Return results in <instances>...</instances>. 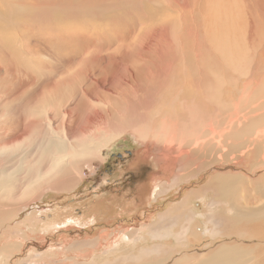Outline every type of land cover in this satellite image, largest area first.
<instances>
[{"label": "rangeland", "instance_id": "1", "mask_svg": "<svg viewBox=\"0 0 264 264\" xmlns=\"http://www.w3.org/2000/svg\"><path fill=\"white\" fill-rule=\"evenodd\" d=\"M192 1L0 0V264H132L124 259L129 255L143 257L147 251L152 253L159 247L164 253H156L163 259L158 258L154 262L153 259L149 261L142 258V261L150 264H174L186 256L189 260L184 264H195L225 243L237 244L235 246L245 249L244 254L250 260L243 264H264V235L257 239V236L248 235L247 231L238 232V229L246 225H255L252 218L251 221L246 219L237 223L230 220V224H225L227 226L223 228L224 233L217 235L215 232L212 235L220 227L213 226L208 213L216 209L215 191L208 186L210 179H213L210 175L223 172L235 175L236 171L247 174L264 169V137L258 136L257 143L254 139V134L264 131V0H233L236 5L239 3L241 9L236 8L238 5L235 7L232 0H227L230 2L228 5L225 0L226 4L222 0H215L216 4L214 1L204 0L207 2L205 5L202 0V3L198 0L195 4ZM210 2L213 4L210 5ZM202 4L204 9L199 8ZM191 7H195L194 10ZM243 11L247 12L246 15ZM223 15L226 19L230 18L229 22L233 19L234 23L231 22L240 26L237 28L238 25L229 24L228 20L225 22ZM235 18L241 20L235 21ZM236 28L238 30L234 32ZM153 33L158 34L152 38ZM224 33L228 35L223 36ZM219 38L224 40L219 42ZM157 44L161 45L162 52ZM137 48L139 49L136 50ZM173 51H176V54L172 53L175 56L170 53ZM153 53L160 57L152 56ZM87 54H94V60L88 61ZM109 55L123 57L124 61L116 58L114 61ZM150 57L153 58L152 61ZM170 57L174 58L170 60ZM221 60L226 62V68ZM119 64L123 65L121 71L116 70L121 67ZM85 65L87 69H84ZM94 65L96 72L92 69ZM125 66L129 68L125 69ZM140 67L144 70L138 69ZM206 69L211 72H206ZM88 70L90 73L86 75ZM149 71L152 72L151 77ZM259 82L262 84L259 85ZM185 84L188 87L184 89ZM221 103L224 105L221 106ZM237 113H240L239 116ZM258 115L262 118H257ZM89 118L95 122L91 123ZM211 119L217 123L226 120L223 123L220 121L218 125ZM241 120L250 126L254 123L252 127L244 129L246 126ZM88 121L92 124L91 129L89 124H85ZM204 122H208L209 127L207 124L203 125ZM167 123H175V127H169L170 124ZM118 124L124 126L125 131L112 127ZM239 124L249 133L239 132ZM161 128H165L167 134L170 130H175L177 141L166 143V147H163L165 145L162 143H155L159 140L156 136L149 139L153 140L151 143L154 145H148L147 136L159 135ZM210 129L213 135L210 134ZM187 133L193 137L182 141ZM167 134L163 136L166 137L165 140L169 136ZM200 136L201 139L195 141ZM227 136L228 142H225ZM132 137H140L143 141ZM240 137L247 139L246 142L240 140ZM102 140L101 145L104 147L98 151L97 143ZM142 145L147 148L151 146L152 150L159 153L163 148L164 151L167 148L169 151L174 150L172 153L168 152V172L166 167H162L167 175L170 172L168 176L158 172L151 159L141 161L142 175H139L147 177L146 192L144 199L140 195L141 199L137 201L141 204L134 209L129 202L138 186L129 193H123L125 196L118 201L120 204L115 200V186L108 188L107 180L110 179L111 183L117 179L115 169H121L126 162L118 161L121 158L127 159L130 153L141 152ZM77 146L89 149L91 154L75 159L70 165H64L59 176L65 179L62 184L56 185L57 189L54 183H50L52 187L49 189L41 188L21 197L25 189L23 173L26 168L35 167L44 176L53 165L54 158H62L57 162L58 165L62 164L61 161L68 158L69 152ZM217 149L222 152L219 153ZM202 150L204 156L201 155ZM207 150L210 151L209 154L212 153L209 155ZM94 151L98 153L93 154ZM252 151H255V155L249 158L248 153ZM144 154L150 155L146 151ZM107 156V160L101 163ZM201 156L203 159H199ZM213 159L216 160L215 163ZM162 160L164 158L161 157L159 166L162 163L164 165ZM188 160L192 161L188 163ZM155 161L157 162V158ZM95 172L97 175H94ZM151 173H159L154 182L162 187L161 195L156 200L154 194L147 191L150 189L149 182L152 183L154 179L150 176ZM6 174L15 177L8 180ZM114 183L115 181L111 184ZM158 186H155V190ZM165 186L168 187L167 190ZM148 197L149 201L143 203ZM243 200L245 199L241 201ZM112 203L114 209L112 208L110 218L102 217L103 221L99 222V211L92 209L106 205L111 207ZM259 205L260 203H255L247 207L245 204V207L252 209ZM131 215L135 217L128 219ZM163 215L165 220L159 221L158 217ZM187 218L193 220L191 229L183 242H177L174 235L181 230ZM68 219L79 225L65 226ZM166 225L168 228L170 226L171 231H164L162 235L168 238L159 237V240L152 232ZM256 225L264 226V219H260ZM137 233H141V239L136 237Z\"/></svg>", "mask_w": 264, "mask_h": 264}, {"label": "bare ground", "instance_id": "2", "mask_svg": "<svg viewBox=\"0 0 264 264\" xmlns=\"http://www.w3.org/2000/svg\"><path fill=\"white\" fill-rule=\"evenodd\" d=\"M31 1V0H30ZM148 1V0H147ZM192 1V0H191ZM198 1V0H197ZM197 1H195V2H197ZM201 3H202V1L203 2H205L204 0H199ZM207 1V0H206ZM209 1V0H208ZM207 1V2H208ZM213 3H215L216 4V1L215 0H211ZM226 1V3H227V5H228V3H230V2H227V0H225ZM144 2V1H143ZM192 2H194V1H192ZM195 2L194 3H192V4H195ZM207 2H205L204 3V5L207 3ZM218 3H221V2H219V1H217ZM222 2H223V4L225 3L223 0H222ZM232 2H233V4L235 5V7L239 4H237L236 5V3H234L235 1H233L232 0ZM231 2V3H232ZM238 2V1H237ZM33 3H34V1H33ZM99 3V2H98ZM102 3V2H101ZM200 3V4H201ZM213 3H211L210 2V5H212ZM225 3V4H226ZM133 4V3H132ZM134 4H136V3H134ZM147 4V3H146ZM162 4H164L165 5V3H162ZM191 4V5H192ZM198 5H199V3H197ZM196 4V5H197ZM100 5V4H99ZM131 5V4H130ZM140 5V4H139ZM249 5H250V3H249ZM259 6H260V4H258ZM134 6V5H133ZM194 6V5H193ZM201 6V5H200ZM220 6H222V4L220 5ZM257 6V5H256ZM258 6V7H259ZM187 7H189L188 5H187ZM198 7V6H197ZM204 6H203V4H202V7H199V8H203ZM213 7V6H212ZM242 8L241 6H237L236 8ZM140 8V7H139ZM192 8V7H191ZM193 8H195V7H193ZM192 8V9H193ZM199 8H197V9H199ZM238 8V9H239ZM200 9V10H201ZM204 9V8H203ZM217 9V8H216ZM222 9V8H221ZM142 10V9H141ZM194 10V9H193ZM192 10V11H193ZM226 10H227V8H226ZM243 10V9H242ZM260 10V9H259ZM263 10V9H262ZM122 11H124V10H122ZM173 11V10H172ZM177 11H179V10H177ZM197 11V10H196ZM199 11V10H198ZM218 11V10H217ZM225 11V10H224ZM228 11V10H227ZM230 11V10H229ZM228 11V12H229ZM232 11V10H231ZM245 11H246V8H245ZM245 11H243V14H245L246 15V13H245ZM248 11V10H247ZM130 12V11H129ZM202 12V11H201ZM215 12V11H214ZM241 13H242V11H240ZM250 13H251V11H249ZM171 13V12H170ZM236 13V12H235ZM249 13V14H250ZM125 14V13H124ZM139 14V13H138ZM223 14V13H222ZM225 14H226V11H225ZM230 14V13H229ZM233 15H235L234 13H232ZM232 14H231V16H232ZM238 14H240L239 12H238ZM243 14H240L241 16L243 15ZM248 14V15H249ZM119 15V14H118ZM126 15V14H125ZM128 15H129V13H128ZM159 15V14H158ZM166 15V14H165ZM181 15V14H180ZM227 15V14H226ZM239 15V16H240ZM224 17H225V19H226V16L225 15H223ZM228 17H229V15H227ZM237 16V15H236ZM232 17H235V16H232ZM182 18V17H181ZM208 18H209V16H208ZM211 18V17H210ZM180 19V18H179ZM224 19V20H225ZM230 19V18H229ZM229 19H226V21L225 22H227V20H228V22L227 23H229V24H231L233 21V19H231V21L229 22ZM240 19V18H239ZM239 19H237V18H235V21H237V20H239ZM241 19H242V17H241ZM240 19V20H241ZM124 20V19H123ZM213 20V19H212ZM244 20V19H243ZM242 20V21H243ZM180 21H181V19H180ZM157 23V22H156ZM182 23V22H181ZM211 23H213V22H211ZM226 23V24H227ZM234 23V22H233ZM232 23V24H233ZM236 23V22H235ZM245 23V22H244ZM119 22H118V27H119ZM210 24V23H209ZM225 24V25H226ZM228 24V25H229ZM241 24V23H240ZM256 24V23H255ZM151 25V24H150ZM182 25V24H181ZM221 25H223L222 24V22H221ZM234 25V24H233ZM236 26L238 25V23L237 24H235ZM234 25V26H235ZM121 26V25H120ZM240 25H238L237 26V28L239 27ZM142 27V26H141ZM149 27V26H148ZM225 27V26H224ZM233 27V26H232ZM232 27H230V28H232ZM244 27V26H243ZM145 28V27H144ZM143 28V29H144ZM181 28V27H180ZM226 28V27H225ZM224 28V29H225ZM233 29L234 30V32H236V30H238V29ZM123 29V28H122ZM141 29V28H140ZM157 29V28H156ZM168 29V28H167ZM215 29V28H214ZM223 29V28H222ZM221 29V30H222ZM229 28L227 27V30H228ZM250 29H252V28H250ZM118 30V29H117ZM230 30V29H229ZM233 30L231 31V32H233ZM138 31V30H137ZM136 31V32H137ZM141 31H142V29H141ZM218 31H220V29L218 30ZM257 31V30H256ZM139 32V31H138ZM146 32V31H145ZM222 32V31H221ZM223 32H224V30H223ZM229 32V31H228ZM231 32H229V33H231ZM239 32V31H238ZM147 33V32H146ZM160 33H161V31H160ZM163 33V32H162ZM166 33V32H165ZM177 33H179V32H177ZM211 33L213 34V31L211 30ZM158 33H156V34H151L152 35V38H154L153 36H155V35H157ZM219 34V33H218ZM225 34V33H224ZM223 34V36H226V35H228L227 33L224 35ZM211 35V34H210ZM240 34L238 33L237 34V36H239ZM247 35V34H246ZM150 36V35H149ZM215 36V35H214ZM222 36V35H221ZM229 36H230V34H229ZM233 36V35H232ZM235 36H236V34H235ZM251 36V35H250ZM263 36V35H262ZM135 37H137V36H135ZM156 37V36H155ZM162 37V36H161ZM211 37H213V36H211ZM216 37H217V35H216ZM149 38H151V37H149ZM152 38H151V40H152ZM179 38V37H178ZM196 38V37H195ZM179 39H181V38H179ZM206 39H207V36H206ZM211 39V38H210ZM230 39V38H229ZM258 39V38H257ZM263 39V38H262ZM221 40H224V39H220L219 38V42L221 41ZM138 41H139V39H138ZM137 41V42H138ZM144 41V40H143ZM165 41V40H164ZM178 41H181V40H178ZM212 41H214V40H212ZM216 41H218V40H216ZM134 43H135V41H133ZM137 42H136V44H137ZM139 42H141V40L139 41ZM150 42V41H149ZM209 42V41H208ZM223 42V41H222ZM226 42H227V40H226ZM142 43V42H141ZM146 43V42H145ZM153 43V42H152ZM159 43V42H158ZM161 43V42H160ZM159 43V44H160ZM163 43V42H162ZM178 43H180V42H178ZM218 43V42H217ZM245 43V42H244ZM159 44H157L158 46L157 47H160L161 45H159ZM164 44V43H163ZM163 44H162V46H163ZM183 44V43H182ZM258 44V43H257ZM261 44V43H260ZM142 45V44H141ZM141 45H138V46H141ZM145 45V44H144ZM143 45V46H144ZM150 45H151V43H150ZM212 45H213V43H212ZM226 45V44H225ZM239 45V44H238ZM249 45V44H248ZM259 45V44H258ZM263 45V44H262ZM137 46V47H138ZM153 46V48H154V45H152ZM217 46V45H216ZM215 46V47H216ZM228 46V45H227ZM226 46V47H227ZM232 46V45H231ZM231 46H229V47H231ZM247 46V45H246ZM146 47V46H145ZM167 47V46H166ZM180 47H182L181 45H180ZM214 47V48H215ZM223 47H224V45H223ZM228 47V48H229ZM251 47V46H250ZM260 47H261V45H260ZM263 47V46H262ZM261 47V48H262ZM106 48V47H105ZM141 48V47H140ZM144 48V47H143ZM142 48V49H143ZM148 48V47H147ZM211 48V47H210ZM213 48V47H212ZM218 48V47H217ZM135 49V48H134ZM139 48H137L136 50H138ZM157 49V48H156ZM160 49H161V47H160ZM166 49V48H165ZM168 49V48H167ZM175 49V48H174ZM202 49V48H201ZM146 50V49H145ZM144 50V51H145ZM151 49H148V51H150ZM155 50V49H154ZM158 50V49H157ZM164 50V49H163ZM169 50V49H168ZM181 50V49H180ZM191 50V49H190ZM204 50V49H203ZM217 50V49H216ZM220 50V49H219ZM248 50V49H247ZM152 51H153V49H152ZM151 51V52H152ZM161 52H162V49L160 50ZM182 51V50H181ZM189 51V50H188ZM193 51V50H192ZM211 51H213V50H211ZM215 51V50H214ZM243 51V50H242ZM135 52V51H134ZM141 52V51H140ZM139 52V53H140ZM169 52V51H168ZM175 52V54H176V51H173V52H170L171 53V55H174L175 56V54H172V53H174ZM195 52V51H194ZM193 52V53H194ZM221 52V51H220ZM236 52V51H235ZM238 52V51H237ZM137 53V52H136ZM135 53V54H136ZM150 53V52H149ZM159 52L157 51V54H158ZM164 53H166V52H164ZM214 53V52H213ZM217 53V52H216ZM226 53V52H225ZM229 54H230V51L228 52ZM243 53H245L244 51H243ZM255 53V52H254ZM134 54V53H133ZM134 54V55H135ZM151 54V53H150ZM167 54V53H166ZM169 54V53H168ZM183 54V53H182ZM192 54V53H191ZM219 54V53H218ZM217 54V55H218ZM232 54V53H231ZM101 55V54H100ZM137 55H138V53H137ZM136 55V56H137ZM140 55H141V53H140ZM143 55V54H142ZM158 55H160V54H158ZM221 55V54H220ZM223 55H225V54H223ZM233 55V54H232ZM110 57H113L112 59L114 60V58H116V59H119V60H121V61H124L123 59V57H115L114 55H109ZM129 56V55H128ZM128 56H126V57H128ZM152 56H156V54L154 55V53H153V55ZM163 56V55H162ZM168 56V57H167ZM167 56H165V57H167V59L169 58V55H167ZM184 56V55H183ZM86 57H88V61H91V60H94V54H87L86 55ZM157 58H159L158 56H156ZM164 57V58H165ZM204 57V56H203ZM221 57V56H220ZM229 57H230V55H229ZM131 58V57H130ZM135 58V57H134ZM162 58V57H161ZM174 58V57H173ZM172 58V59H173ZM186 58H187V56H186ZM185 58V59H186ZM197 58H198V56H197ZM227 58V57H226ZM87 58H85V60H86ZM109 59V58H108ZM149 59V58H148ZM152 59L153 58H151L150 57V60L152 61ZM167 59H165V60H167ZM171 59V57H170V60H172ZM189 59H192V58H190L189 57ZM228 59V58H227ZM105 60V59H104ZM107 60V59H106ZM105 60V61H106ZM118 60V61H119ZM127 60V59H126ZM155 60V59H154ZM158 60V59H157ZM164 60V61H165ZM198 60H199V58H198ZM224 60H225V57H224ZM109 61H112V60H108V62ZM114 61H116V60H114ZM132 61V60H131ZM159 61H161V60H159ZM179 61H180V59H179ZM183 61V60H182ZM206 61V60H205ZM238 62H239V60H237ZM102 62V61H101ZM139 62V61H138ZM162 63H163V61H161ZM161 62H159V63H161ZM166 62V61H165ZM168 62H170L169 60H168ZM174 62V60L172 61V63ZM190 62V61H189ZM198 62V61H197ZM220 62H222V60L220 61ZM106 63V62H105ZM114 63V62H113ZM122 63V62H121ZM128 63V62H127ZM126 63V64H127ZM167 63V62H166ZM180 63V62H179ZM187 63V62H186ZM222 63H224V65H225V61L224 62H222ZM221 63V64H222ZM255 63L256 62H254V64L253 65H255ZM97 64V63H96ZM100 64V63H99ZM124 64V63H123ZM134 64V63H133ZM145 64V63H144ZM144 64H143V66H144ZM164 65H165V63H163ZM163 64H161V65H163ZM168 64H170V63H168ZM184 64V63H183ZM182 64V65H183ZM202 64V63H201ZM206 64V63H205ZM261 63H259V65H260ZM105 65V64H104ZM135 65V64H134ZM139 65H141V64H139ZM150 65V64H149ZM155 65V64H154ZM161 65H159V68L158 67H155V68H158V69H160V66ZM171 65V64H170ZM119 66H121V67H118V69H116V70H118V71H121V68L123 67V65H121V64H119ZM156 66H157V61H156ZM207 66V65H206ZM93 67H95V65L94 66H92V69H93ZM99 67V66H98ZM97 67V68H98ZM102 67V66H101ZM104 67H107V66H104ZM136 67V66H135ZM137 67H138V65H137ZM136 67V68H137ZM148 67V66H147ZM170 67V66H169ZM234 67V66H233ZM116 68V67H115ZM129 67H127V66H125V69H128ZM152 68V67H151ZM165 68V67H164ZM186 68V67H185ZM189 68V67H188ZM193 68V67H192ZM225 68H226V65H225ZM84 69H87L86 68V65L84 66ZM83 69V70H84ZM112 70H113V68H111ZM134 69V68H133ZM138 69H140V70H142L141 69V67L140 68H138ZM150 69V68H149ZM157 69V70H158ZM184 69V68H183ZM249 69V68H248ZM93 70H95V72H96V68H94ZM101 70V69H100ZM130 70V69H129ZM144 70V69H143ZM142 70V71H143ZM156 70V71H157ZM161 70H162V68H161ZM160 70V71H161ZM165 70H167L166 68H165ZM204 70V69H203ZM210 69H206V72L207 71H209ZM231 70V69H230ZM234 70V69H233ZM232 70V71H233ZM80 71H82V69L80 70ZM115 71V70H114ZM132 71V70H131ZM130 71V72H131ZM151 71H152V69H151ZM185 71H187L186 69H185ZM111 72V71H110ZM145 72H147V70H145ZM153 72V71H152ZM152 72L150 73V71L148 72V73H150V77H151V74H152ZM155 72V71H154ZM164 72V71H163ZM166 72V71H165ZM195 72H197V71H195ZM211 71H209V73H210ZM214 72V71H213ZM89 70L86 72V75H89ZM144 73V72H143ZM157 73V72H156ZM96 74V73H95ZM98 74H100V73H98ZM131 74H133V73H130V75ZM146 74V73H145ZM144 74V75H145ZM155 74V73H154ZM185 74H186V72H185ZM184 74V76H186ZM236 74V73H235ZM259 74V73H258ZM262 74H264V73H262ZM130 75H128V77L130 76ZM135 74H133V76H134ZM164 75V74H163ZM183 75V74H182ZM209 75H211V74H209ZM214 75H215V73H214ZM242 75V74H241ZM146 76V75H145ZM183 76V77H184ZM221 76V75H220ZM91 77V76H90ZM112 75H111V79H112ZM122 77V76H121ZM124 77V76H123ZM158 77H160V76H158ZM192 77V76H191ZM215 77H216V75H215ZM264 77V76H263ZM262 77V78H263ZM117 78V77H116ZM126 78V77H125ZM130 78V77H129ZM133 78V77H132ZM212 78V77H211ZM243 78V77H242ZM245 78V77H244ZM261 78V79H262ZM115 79V78H114ZM134 79V78H133ZM173 79V78H172ZM185 79V78H184ZM191 79V78H190ZM110 80V79H109ZM113 80V79H112ZM126 80V79H125ZM208 80V79H207ZM92 81H93V79H92ZM114 81V80H113ZM131 81V80H130ZM252 81V80H251ZM264 81V78L262 79V82ZM125 82H129V81H125ZM132 82V81H131ZM184 82V81H183ZM208 83H209V81H207ZM206 82V83H207ZM215 82V81H214ZM262 82H259V85L260 84H262ZM216 83V82H215ZM227 83V82H226ZM248 83V82H247ZM222 84V83H221ZM63 85V84H62ZM225 85H227V84H225ZM246 85V84H245ZM258 85V84H257ZM256 85V86H257ZM259 85H258V87H259ZM99 86H100V84H99ZM209 87H210V85H208ZM217 86V85H216ZM224 86V85H223ZM227 86H229V85H227ZM164 87H165V85H164ZM183 87V86H182ZM186 87H188V85L187 84H185L184 85V89L186 88ZM212 87V86H211ZM103 88H105V87H103ZM214 88V87H213ZM244 87H242V89H243ZM171 89V88H170ZM192 89V88H191ZM231 89V88H230ZM104 90H106V89H104ZM211 90V89H210ZM209 90V91H210ZM215 90L216 89H214V92H215ZM232 90V89H231ZM259 90H261V89H259ZM208 91V90H207ZM219 91V90H218ZM242 91H244V90H242ZM85 92V91H84ZM114 92V91H113ZM260 91H258V93H259ZM87 93V92H86ZM107 93H108V91H107ZM112 93V92H111ZM178 93H180V91H178ZM205 93V92H204ZM244 93V92H243ZM84 94V93H83ZM115 94V93H114ZM181 94V93H180ZM179 94V95H180ZM120 95V94H119ZM202 95V94H201ZM235 95V94H234ZM244 95V94H243ZM122 96H124V94L122 95ZM215 96V95H214ZM225 96H226V94H225ZM120 97V96H119ZM212 95H211V99H212ZM234 97V96H233ZM247 97V96H246ZM174 98H176V96L174 97ZM243 98V97H242ZM94 99H96V98H94ZM173 99V98H172ZM178 99V98H177ZM215 99V98H214ZM175 101H176V99H174ZM225 101V100H224ZM153 102V101H152ZM194 102V101H193ZM205 102V101H204ZM223 102V101H222ZM230 102V101H229ZM232 102V101H231ZM230 102V103H231ZM263 103V102H262ZM222 104V103H221ZM226 104V103H225ZM228 104V103H227ZM149 105H151V104H149ZM192 105V104H191ZM209 105V104H208ZM224 104H222L221 106H223ZM235 105H236V103H235ZM260 105H262V104H260ZM263 105H264V103H263ZM262 105V106H263ZM218 106V105H217ZM211 107H212V105H211ZM231 107V106H230ZM261 107V106H260ZM108 108V107H107ZM147 109H148V105H147V107H146ZM224 108V107H223ZM232 108V107H231ZM236 108V107H235ZM137 109V108H136ZM226 109H228V106H227V108ZM262 109H263V107H262ZM231 110V109H230ZM236 111H237V109H235ZM234 110V111H235ZM206 111V110H205ZM223 111V110H222ZM233 111V110H232ZM229 112V114L231 113L230 111H228ZM106 113H107V111H106ZM144 113V112H143ZM221 113V112H220ZM227 113V112H226ZM263 113H264V111H263ZM209 114H211L210 112H209ZM232 114V113H231ZM235 114H236V112H235ZM238 114V113H237ZM240 114V113H239ZM239 114H238V116H239ZM141 115H143V114H141ZM148 115V114H147ZM244 115V114H243ZM108 117H109V113H108ZM218 117V116H217ZM260 116L258 115V117L257 118H259ZM262 117H264V114H262ZM261 117V118H262ZM101 118H104V117H101ZM142 118V117H141ZM149 118V117H148ZM239 118V117H238ZM247 118V117H246ZM261 118H259V119H261ZM94 119V118H93ZM213 119V118H212ZM211 119V120H212ZM215 119H216V117H215ZM221 119V118H220ZM223 119V118H222ZM242 119V118H241ZM258 119V120H259ZM88 120V119H87ZM86 120V121H87ZM89 120H90V118H89ZM102 120V119H101ZM111 120V119H110ZM164 120H166V119H164ZM163 120V121H164ZM224 120H226V119H224ZM224 120H220L221 122L223 121L224 122ZM248 120V119H247ZM91 121V120H90ZM90 121H88L87 123H85V124H89V128L91 127L90 125H92V124H90ZM98 121V120H97ZM103 121V120H102ZM141 121V120H140ZM162 121V122H163ZM166 121H169V120H166ZM195 121V120H194ZM213 121V120H212ZM218 121V120H217ZM220 121L218 122V123H220ZM229 121V120H228ZM228 121H227V123H228ZM231 121V120H230ZM242 122L244 121V120H241ZM257 121V120H256ZM94 122H95V120H94ZM94 122H92L91 121V123H94ZM148 122V121H147ZM170 122V121H169ZM213 122H215V121H213ZM222 122V123H223ZM238 122V121H237ZM258 122V121H257ZM99 123V122H98ZM104 123V122H103ZM165 123V122H164ZM216 124H218L217 122H215ZM243 123H245V122H243ZM254 123V122H253ZM253 123H251V126L250 125H246V123L244 124L246 127H244V129L245 128H247V127H252V124ZM256 123V122H255ZM84 124V125H85ZM96 124V123H95ZM100 124V123H99ZM167 124H170V125H168L169 127H175V123L173 124V123H167ZM191 124V123H190ZM198 124V123H197ZM205 124H207L208 125V122L207 123H205L204 122V124L203 125H205ZM214 124V123H213ZM226 124V123H225ZM238 124V123H237ZM83 125V124H82ZM125 125V124H124ZM194 125V124H193ZM206 125V126H207ZM219 125V124H218ZM217 125V126H218ZM227 125V124H226ZM231 125V124H230ZM96 126H98V125H96ZM225 126V125H224ZM231 126H233V125H231ZM242 126V124L240 125H238L237 127H239L238 129H240V131L239 132H242V131H244L243 133H249L248 131L247 132H245V130L241 127ZM254 126V125H253ZM112 127H116V128H119V130L120 131H125V128H124V126H122V125H119L118 124V126L117 125H114V126H112ZM208 127H209V125H208ZM213 127H214V125H213ZM234 127V126H233ZM131 128V127H130ZM157 128V127H156ZM192 128H194V127H192ZM221 128H222V125H221ZM83 129V128H82ZM86 129H87V127H86ZM91 129V128H90ZM132 129V128H131ZM162 129V131H160V134L159 135H154L153 137H150V136H147V139H148V141L147 142H149V144L148 145H151V146H153L154 144H152L153 143V140H150L149 141V139H153L154 137H156L157 139H161V137H163L164 136V134H167V131H166V129L165 128H161ZM197 129V128H196ZM217 129V128H216ZM224 129V128H223ZM231 129V128H230ZM259 129V128H258ZM89 130V129H88ZM118 130V129H117ZM130 130V129H129ZM133 130V129H132ZM137 130H138V128H137ZM142 130V129H141ZM154 130V129H153ZM203 130V129H202ZM206 130V129H205ZM249 131H250V129H248ZM66 131H67V129H66ZM86 131V130H85ZM128 131V130H127ZM165 131H166V133H165ZM195 131H197V130H195ZM206 131H208V130H206ZM218 131V130H217ZM255 131L256 130H254V133H255ZM112 132V131H111ZM138 132V131H137ZM142 132V131H141ZM210 134H211V132L213 133V131H212V129H210ZM234 133H235V131H233ZM237 132V131H236ZM151 133H153V132H151ZM174 133H175V130H170L169 131V134H167V136H168V138H167V140H165L164 138H166V137H163L160 141L161 142H159V140L158 141H154L155 143H162L163 145H165V146H163V147H166V143H172L173 141H177V136H174ZM196 133V132H195ZM203 133H205V132H203ZM218 133H220V132H218ZM233 133V134H234ZM243 133H241V134H243ZM251 133V135H252V132H250ZM149 134V133H148ZM147 134V135H148ZM154 134V133H153ZM156 134V133H155ZM158 134V133H157ZM209 134V133H208ZM228 134V132L225 134V136ZM236 134V133H235ZM240 134V133H239ZM136 135V134H135ZM206 135V134H205ZM211 135H213V134H211ZM217 135V134H216ZM230 135H232V132H231V134ZM244 135V134H243ZM242 135V136H243ZM255 135V142L257 141V138H258V136L259 137H264V131H262V132H257L256 134H254ZM253 135V136H254ZM160 138H159V137ZM234 136V135H233ZM232 136V137H233ZM238 136V135H237ZM237 136L235 135L234 137H236L237 138ZM193 136L192 135H190V133H187V135L186 136H184L183 138L184 139H181L182 141H185V140H188L189 138H192ZM207 137V136H206ZM210 137V136H209ZM231 137V138H232ZM239 137V136H238ZM244 137V136H243ZM134 140H140V141H143L140 137H138V138H136V137H132ZM146 138V137H145ZM225 138V137H224ZM224 138H223V140H224ZM230 138V139H231ZM235 138V139H236ZM245 138V137H244ZM244 138H242V137H240V140L242 139L243 141H245L246 142V140H244ZM144 139V138H143ZM199 139H201V136H200V138H198L197 140H195V141H198ZM217 139V138H216ZM104 140V139H103ZM103 140H102V142H99V143H97V145H98V147L96 148V149H99L98 151H100V149L101 148H103L102 147V145H101V143H103ZM146 140V139H145ZM194 140V139H193ZM192 140V142H194ZM211 140V139H210ZM226 140H227V142H228V136H227V139L225 138V142H226ZM259 140V139H258ZM262 140V139H261ZM106 141V140H105ZM114 141V140H113ZM151 141H152V143H151ZM190 141V140H189ZM208 141V140H207ZM222 141V140H221ZM187 143H188V141H186ZM205 142V141H204ZM223 142V141H222ZM254 142V141H253ZM252 142V143H253ZM259 142V141H258ZM264 142V141H263ZM206 143H208V142H206ZM205 143V144H206ZM240 143V142H239ZM249 143H251V142H249ZM257 143V142H256ZM261 143V142H260ZM113 144V143H112ZM147 144V143H146ZM196 144V143H195ZM204 144V143H203ZM208 144H210V143H208ZM208 144H206V145H208ZM244 144V143H243ZM200 145V144H199ZM227 145H230L229 143L227 144ZM232 146L234 145L233 143L231 144ZM151 146L150 147H148L147 148V146L146 145H142V149H143V151H146L147 153H150V154H152L153 155V158L155 159V158H157V160L158 161H161V157L162 158H164V160H162V161H164V165H163V163H162V165L164 166V167H166V169H167V172H168V165L166 164V163H168L169 162V159H170V153H172V151L174 150V149H172V148H170L169 147V149H172V151H169L168 150V148L164 151L163 149H162V151L159 153V152H157V151H154V150H152L151 149ZM156 146V145H155ZM203 146H205V145H203ZM209 146V145H208ZM192 147V146H191ZM207 147V146H206ZM214 147V145L212 146V148ZM224 147H225V145H224ZM223 147V148H224ZM227 147V146H226ZM230 147V146H229ZM228 147V148H229ZM247 147V146H246ZM253 147V146H252ZM264 147V146H263ZM186 148H188V147H186ZM199 148V147H198ZM197 148V149H198ZM203 148V147H202ZM211 148V147H210ZM211 148V149H212ZM250 148V147H249ZM85 149V148H84ZM84 149H82L81 147H79V146H77L73 151H70L69 152V157L68 158H66V159H64V160H62L61 162H62V164H59L58 165V161L59 160H61L62 158H54V161H53V165L50 167V169L45 173V175L43 176L42 174H41V172L39 171V170H37L35 167L34 168H32V167H28V168H26L25 169V172L23 173V180H25L24 181V184H25V189H23V192H22V195H21V197H24L25 195H30L32 192H34V191H37V190H39V189H49V187H52L51 185H50V183H54L55 184V187H56V185L57 184H60L65 178H60V173H61V171H62V169L64 168V165H70V163L71 162H73L75 159H78L79 157H82V156H85L86 154H91L88 150L89 149H86V150H84ZM189 149V148H188ZM192 149V148H191ZM205 149V148H204ZM208 149V148H207ZM210 149V150H211ZM233 149V148H232ZM105 150V149H104ZM196 150V149H195ZM209 150V149H208ZM207 150V151H208ZM227 150V149H226ZM98 151H94V152H92L93 154H95V153H98ZM164 151V152H163ZM181 151V150H180ZM183 151V150H182ZM194 151V150H193ZM197 151V150H196ZM203 151L204 150H202V156H204V154H203ZM213 151V150H212ZM216 150H214V152H215ZM217 151H218V149H217ZM216 151V152H217ZM220 151V150H219ZM218 151V152H219ZM228 151V150H227ZM227 151H225V152H227ZM248 151V150H247ZM104 152V151H103ZM168 152H170V153H168ZM190 152V151H189ZM206 152V151H205ZM209 152L210 151H208V154H209ZM220 152H222V151H220ZM219 152V153H220ZM177 153V152H176ZM179 153V152H178ZM212 153V152H211ZM210 153V154H211ZM228 153V152H227ZM92 154V155H93ZM191 154V153H190ZM205 154H207V152L205 153ZM209 154V155H210ZM193 155H194V153H193ZM218 155V154H217ZM225 155V154H224ZM223 155V156H224ZM248 155H250L249 156V158H251V157H253L254 155H255V151H252V152H249L248 153ZM89 156V155H88ZM87 156V157H88ZM179 156V155H178ZM191 156V155H190ZM201 156V157H202ZM206 156V155H205ZM208 156V155H207ZM214 156H216V154H214ZM219 156V155H218ZM222 156V155H221ZM226 156V155H225ZM225 156L223 157V158H225ZM240 156V155H239ZM177 157V156H176ZM181 157V156H180ZM189 157V156H188ZM199 157H200V154H199ZM220 157V156H219ZM194 158V157H193ZM195 158H197L196 156H195ZM212 158H214V157H212ZM222 158V159H223ZM242 158V157H241ZM83 159H84V157H83ZM174 159V158H173ZM178 159H180V158H178ZM177 159V160H178ZM189 159V158H188ZM198 159V158H197ZM199 159H203V157L202 158H199ZM205 159H207L206 157H205ZM216 159H218V158H216ZM194 160H196V159H194ZM225 161H226V159H224ZM147 161V160H146ZM176 161V160H175ZM174 161V162H175ZM189 161H192V160H188V163H189ZM211 161V160H210ZM212 161H214V159L212 160ZM216 161V160H215ZM215 161H214V163H215ZM218 161V160H217ZM219 161H221V160H219ZM155 162V161H154ZM174 162H172V163H174ZM179 162V161H178ZM206 162V161H205ZM204 162V163H205ZM180 163V162H179ZM193 163V162H192ZM207 163V162H206ZM191 164V163H190ZM194 164H196V163H194ZM203 164V163H202ZM209 164H211V163H209ZM253 164V163H252ZM262 165H263V163H261ZM260 164V165H261ZM199 165H201V164H199ZM204 166H205V164H203ZM256 165H257V163H256ZM259 165V164H258ZM154 166V165H153ZM207 166H208V163H207ZM254 166V165H253ZM210 167V166H209ZM172 167H170V164H169V169H171ZM261 168V167H260ZM264 168V167H263ZM175 169H177V167L175 168ZM174 169V170H175ZM255 169H257V168H255ZM262 169V168H261ZM200 171V170H199ZM178 172V171H177ZM170 173V172H169ZM169 173H168V175H169ZM227 172H223V174L222 175H220V176H214L213 177V175H211L212 177L211 178H213V179H210V183L208 184V186H210L211 187V189H213L214 191H215V194H216V199H215V207H216V209H214L213 211H209L208 213H209V218L213 221H210L211 223H213V226L215 225V227L216 226H219L220 227V229L218 230H214V232H212V235H215V232H216V234L218 235V234H221V232H223L224 233V227H226L227 225H225V224H230V222L231 221H233L234 220V222L235 223H237V222H239V221H241V220H246V219H248V220H250L251 218H252V222H259V220L260 219H264V208L262 207V208H260V209H249V208H246V207H243V202L241 201L242 200V198H243V194H246L245 192L247 191V194L248 193H250V191L247 189V187H253L254 185H253V183L254 182H257L256 180L259 178L260 179V177L264 174V169H262L261 171H260V174H258V175H256L255 176V171H253V172H251V173H245L244 174V172H240V171H236V172H234V174L236 175H233V174H231V173H227ZM6 176H7V178H8V180L9 179H11L12 178V176L13 175H10V174H6ZM250 176H251V178H250ZM13 177H15V176H13ZM66 177V176H65ZM67 178V177H66ZM174 178V177H173ZM20 179H22V178H20ZM175 179V178H174ZM69 181H70V179H68ZM21 182H22V180H20ZM54 181H57V182H54ZM147 181V180H146ZM182 181V180H181ZM253 181V182H252ZM19 182V181H18ZM176 182V181H175ZM64 183V182H63ZM155 183V182H154ZM154 183L152 184V187H151V193L150 194H154V200H156V198L159 196V195H161L160 194V191H161V188L162 187H160V186H158L159 185V183L158 184H156L155 183V185H154ZM62 184V183H61ZM66 184V183H65ZM171 184V183H170ZM141 185V184H140ZM169 185V184H168ZM176 185V184H175ZM206 185V184H205ZM13 186H16V185H13ZM155 186H158V189L157 190H155ZM172 186V185H171ZM60 187V186H59ZM203 187H206L207 188V186H203ZM167 188L168 187H166L165 186V189L167 190ZM200 188V187H199ZM55 189V188H54ZM56 189H57V187H56ZM198 189V188H197ZM155 190V191H154ZM41 191V190H40ZM214 194V193H213ZM214 194V195H215ZM212 202V201H211ZM179 204V203H178ZM208 205H209V203H208ZM177 206V205H176ZM182 206V205H181ZM210 207V206H209ZM179 208H181V207H177V209H179ZM210 209H212V208H210ZM193 212V211H192ZM196 215V214H195ZM203 215V214H202ZM212 215H214L213 217H212ZM206 216V215H205ZM218 218H217V217ZM204 217V216H203ZM191 218V217H190ZM190 218H187V220H186V223L184 224V225H182L181 226V230L177 233V234H173L174 235V239L177 241V242H183L185 239H186V236H187V234L189 233V230L191 229L190 228V224H191V221H193V220H190ZM160 219V220H159ZM158 220L159 221H163V220H165L164 219V215L163 216H159L158 217ZM231 220V221H230ZM70 221V222H69ZM92 221H94V220H92ZM251 221V220H250ZM206 222V221H205ZM79 223V222H78ZM193 223V222H192ZM235 223H234V225H235ZM248 223V222H247ZM256 223H254L255 225H253V224H249V225H246V226H244V227H242V228H240V229H238L239 231L238 232H245V231H247L248 232V235H250L251 237H254V236H257L256 238L257 239H261L262 237H263V235H264V226H260V225H256ZM17 224V223H16ZM71 224H74V225H79V224H77L75 221H73L72 219L71 220H67V222L64 224L65 226H67V225H71ZM163 224V223H162ZM168 224V223H167ZM241 224V223H240ZM158 225V224H157ZM213 226H212V228H213ZM56 227V226H55ZM162 227V226H161ZM144 228V227H143ZM169 228H170V226H169ZM168 228V226L166 225V226H163L162 228H160V229H158V230H154L152 233H153V235L154 236H156L159 240H160V238H165V239H167L168 237H166V236H163L162 234H163V232L164 233H166V231H171L170 229ZM216 228H218V227H216ZM145 229V228H144ZM227 229V228H226ZM229 229V228H228ZM231 230V229H230ZM236 230V229H235ZM151 231V230H150ZM188 231V232H187ZM228 231V230H227ZM237 231V230H236ZM236 231H234V232H236ZM146 232V231H145ZM168 232V235L170 234ZM226 232V231H225ZM233 231H231V233H232ZM222 233V234H223ZM231 233H229V234H231ZM140 234L141 233H137V235H136V237L137 236H139V238L141 239L142 237L140 236ZM17 235V234H16ZM153 235H151V236H153ZM161 235V236H160ZM229 236V235H228ZM232 236V235H231ZM135 237V238H136ZM160 237V238H159ZM139 238H137V239H139ZM173 238V237H172ZM245 239V238H244ZM182 240V241H181ZM134 243H136L135 242V240H132ZM231 242V241H230ZM235 242V241H234ZM224 243V242H223ZM228 243H229V241H228ZM17 244V243H16ZM232 244V243H231ZM235 245H237V244H235ZM235 245H230V244H223L222 246H220V247H217V249L216 250H213V252L211 253H208V256H206V257H204L203 259H201L200 261H198V263H195V264H243L244 262H249V258H247L246 256H245V252H244V250H243V248L241 247H238V246H235ZM11 246V245H10ZM248 246V245H247ZM261 246V245H260ZM256 247H258V246H256ZM263 247V246H262ZM152 249H153V247H152ZM9 250V249H8ZM168 250V249H167ZM209 251H211V250H209ZM248 251V250H247ZM253 251H254V249H253ZM253 251H251V252H253ZM154 252V251H153ZM151 253V252H149V251H147L146 253H144V255H143V257H138V256H131V255H129L128 257H127V259H124L125 261H130L132 264H150V263H148V262H144V261H142L143 259L144 260H147V259H149V261L151 260V259H153L154 260V262H156L155 261V259H157V261H158V258H159V256L160 255H158V254H163L164 253V250L161 248V247H159V248H156V251L154 252V253ZM158 254H157V253ZM177 252H179V251H177ZM250 252V253H251ZM131 253V252H130ZM172 254V253H171ZM193 256V255H192ZM191 256V257H192ZM202 256V255H201ZM249 256V255H248ZM251 256H253V254L251 255ZM162 257V256H161ZM159 258V259H163V258ZM259 257V256H258ZM258 257H257V259H258ZM261 258L263 257V256H260ZM143 258V259H142ZM172 257H170V259H171ZM189 257H186V256H184V258L183 259H181L180 261H176V262H174V264H184L185 262H187L189 259H188ZM193 259V258H192ZM256 259V258H255ZM254 259V256H253V260H255ZM194 260V259H193ZM141 261H142V263H141ZM173 262V261H172ZM171 262V263H172ZM109 263V262H108ZM126 263V262H125ZM112 264H114V263H112ZM127 264H128V262H127ZM153 264V263H152ZM156 264V263H155ZM160 264V263H159ZM189 264V263H188ZM253 264H256L255 262L253 263ZM259 264V263H258Z\"/></svg>", "mask_w": 264, "mask_h": 264}, {"label": "flooded vegetation", "instance_id": "3", "mask_svg": "<svg viewBox=\"0 0 264 264\" xmlns=\"http://www.w3.org/2000/svg\"><path fill=\"white\" fill-rule=\"evenodd\" d=\"M125 146L128 147V145H125ZM108 153H110V150H109ZM106 158H108V156L107 157H104L102 159V162L101 163H103L105 160H107ZM140 158H141V160H140ZM121 159L122 160L118 161V163L119 162H122L123 163L124 161H126L125 164H124V167H122L121 169H115V174L117 175L118 178L117 179H114L112 181V182L115 181L114 185L111 184L112 182L109 183L110 182V179L107 180V181H109L107 183L108 184V188H110L112 186H115L114 187V189H115V195H116L115 196V200H116L117 203H120V202H118L120 200V198H123L125 196V195H122L123 193H129L131 190L132 191L135 190L137 188V186H138V188L136 189L135 194L132 197V200H130V202H129V205L131 204V208L133 207L134 209H136V208H138V205L141 204V202L139 203V201H137V200L138 199H141V196L144 199V196L143 195L146 192V185L145 184L147 182L146 181L147 180V177H143L142 178V176L140 177V175H139V174H141V171H140L141 170L140 169L141 168L140 166L142 165V162L141 161L146 162V160L148 161V159H151L152 160V163H153L155 161V159L153 158V155L152 154H150V155L144 154V151H143L142 148H141V152L138 151L136 154L135 153H130L128 155V158L127 159H125V158H121ZM158 164H159V162L157 160V162L155 161L153 165L158 168V172H161L164 175H167L165 173L164 169L162 168L164 166L163 165L159 166ZM107 172H108V170H107ZM94 175H97L96 172H95ZM158 175H159V173H154V174L151 173L150 176H153L154 179H153L152 183L149 182L150 189L148 188L147 191L148 190L151 191L152 184L154 183V180H156V178H157ZM110 178H112V177L110 176ZM149 194H147V196H149ZM147 196H146V198H147ZM99 201L101 203L102 202V199L99 200ZM148 201H149V197H148L147 201L144 200L143 203L144 202H148ZM97 206H98V204L96 206H94L93 208H95ZM112 208L114 209L113 203H112L111 207L106 205V206H101L99 209H92V210L93 211H99L100 215H99V219L98 220L100 222V221H103V219H104L102 217H105L107 219L110 218V215L112 213ZM143 211H140V212H143ZM140 212H139V214H140ZM145 214H147V210L145 211ZM131 217H135V215H131L128 219H131Z\"/></svg>", "mask_w": 264, "mask_h": 264}, {"label": "crops", "instance_id": "4", "mask_svg": "<svg viewBox=\"0 0 264 264\" xmlns=\"http://www.w3.org/2000/svg\"><path fill=\"white\" fill-rule=\"evenodd\" d=\"M261 171V170H260ZM260 171L257 170L255 171V176L260 174ZM213 176H220L222 174H212ZM211 176V175H210ZM257 182L253 183V187H247V189L250 191V193L248 194H243V198L245 199L243 200V207L246 206L248 207L250 204H255V203H260V205L256 208L253 209H260V208H264V200H262L264 198V174L260 177V179L258 178L256 180ZM253 182V181H252Z\"/></svg>", "mask_w": 264, "mask_h": 264}]
</instances>
